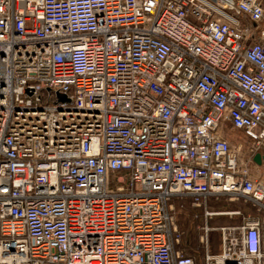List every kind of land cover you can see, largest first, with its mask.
I'll list each match as a JSON object with an SVG mask.
<instances>
[{
	"label": "built area",
	"instance_id": "2783aa9c",
	"mask_svg": "<svg viewBox=\"0 0 264 264\" xmlns=\"http://www.w3.org/2000/svg\"><path fill=\"white\" fill-rule=\"evenodd\" d=\"M0 264H264L261 0H0Z\"/></svg>",
	"mask_w": 264,
	"mask_h": 264
},
{
	"label": "trees",
	"instance_id": "16d2710c",
	"mask_svg": "<svg viewBox=\"0 0 264 264\" xmlns=\"http://www.w3.org/2000/svg\"><path fill=\"white\" fill-rule=\"evenodd\" d=\"M208 207L210 209H213V210H231V209H240L241 210L242 209L244 213H246L247 211H249V212L251 211V213H253V215H255L253 208L249 204L241 203L239 201L227 202L226 200H220V201L216 202L214 200H209ZM191 208H194L196 211H199L200 213L197 216L192 217V219H190L189 217L187 219H185V222L186 223L190 222V226L193 225V226H191V228H194V229H193V234L191 235V240H188V243H186L184 245L182 244L181 247L186 251L185 252L182 249V251L185 252V253L182 252L184 256L192 257V258H194V260L196 262H200L202 259L204 249H203V246L200 244L199 240H197V238H196L197 232H196L195 227L198 224L200 225L201 223H203L204 220L202 217V210L201 209H198V208H195L192 206H191ZM241 222H242V216H240V215L239 216H232V217L215 216L209 220V224L212 227H216V226H220V225H227V224H231V223L232 224H240ZM195 223H196V225H195ZM178 232H179V236H180V239H179V241H180L182 238V233L180 231H178ZM200 232L201 231L199 229V233ZM208 238H209V243L211 244V247L214 250L217 249V246H218L219 240H220L219 231L218 230H211L209 232ZM198 247H199V249H197ZM176 248H177V246H176ZM189 251H190V254H188Z\"/></svg>",
	"mask_w": 264,
	"mask_h": 264
},
{
	"label": "rangeland",
	"instance_id": "374dc122",
	"mask_svg": "<svg viewBox=\"0 0 264 264\" xmlns=\"http://www.w3.org/2000/svg\"><path fill=\"white\" fill-rule=\"evenodd\" d=\"M226 131L228 132L229 139L232 141L233 144H236L239 142L247 143L246 138L240 132H238V131L230 128V127H226ZM239 202L243 203L241 200ZM171 203L173 206L172 214H173L174 222L176 224L178 231H180L182 233V238L179 241V244H177V249L179 251L183 252L182 251L183 248L181 246H182V244L184 245V244L188 243V240H191V235L193 234V229H194V228H191V226H193V225L190 226V222H188V223L185 222V219H187L188 217L190 219H192V217L197 216L200 212L196 211L194 208H191V203H190V200H188V199L174 198ZM242 212H243V210H242ZM247 213H251V211L250 212L247 211L246 213L243 212V214H247ZM195 225H196V223H195ZM201 225H202V223L200 225L198 224L195 227L196 232H197V235H196L197 240H199V236H200L199 227ZM197 249H199V247ZM210 249H211V252H217L219 250V247L217 246V249L214 250L210 244ZM185 252H183V253H185ZM188 254H190V251Z\"/></svg>",
	"mask_w": 264,
	"mask_h": 264
},
{
	"label": "water",
	"instance_id": "95a60500",
	"mask_svg": "<svg viewBox=\"0 0 264 264\" xmlns=\"http://www.w3.org/2000/svg\"><path fill=\"white\" fill-rule=\"evenodd\" d=\"M254 160H255L256 162H260V156H259V154H256V155H255Z\"/></svg>",
	"mask_w": 264,
	"mask_h": 264
},
{
	"label": "crops",
	"instance_id": "0c3cea01",
	"mask_svg": "<svg viewBox=\"0 0 264 264\" xmlns=\"http://www.w3.org/2000/svg\"><path fill=\"white\" fill-rule=\"evenodd\" d=\"M262 5L264 6V0H261Z\"/></svg>",
	"mask_w": 264,
	"mask_h": 264
}]
</instances>
